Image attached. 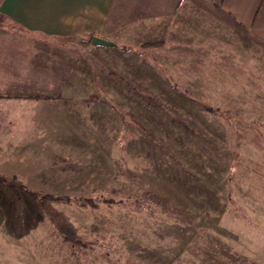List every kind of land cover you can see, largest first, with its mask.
<instances>
[{
  "label": "rangeland",
  "instance_id": "1",
  "mask_svg": "<svg viewBox=\"0 0 264 264\" xmlns=\"http://www.w3.org/2000/svg\"><path fill=\"white\" fill-rule=\"evenodd\" d=\"M98 29L54 43L52 96L6 97L0 264H264V72Z\"/></svg>",
  "mask_w": 264,
  "mask_h": 264
},
{
  "label": "crops",
  "instance_id": "2",
  "mask_svg": "<svg viewBox=\"0 0 264 264\" xmlns=\"http://www.w3.org/2000/svg\"><path fill=\"white\" fill-rule=\"evenodd\" d=\"M102 25L108 38L133 47L148 45L165 55L181 50L180 57L186 48L199 49L200 55L231 57L241 76L256 65L264 72V0H0V127L21 104L7 96L54 94V43L64 46L72 35ZM7 161L16 157L4 138L1 170Z\"/></svg>",
  "mask_w": 264,
  "mask_h": 264
},
{
  "label": "trees",
  "instance_id": "3",
  "mask_svg": "<svg viewBox=\"0 0 264 264\" xmlns=\"http://www.w3.org/2000/svg\"><path fill=\"white\" fill-rule=\"evenodd\" d=\"M114 46L119 48L115 44H114ZM120 49L130 50L131 48L130 47H120ZM46 203L47 202L44 201V204H46ZM47 210L50 211L52 219L54 220V222H56V224L59 228V231L63 235V237L66 238L67 240L75 241L76 240V234L74 232V229L68 224V222L61 215H58L52 208L47 207Z\"/></svg>",
  "mask_w": 264,
  "mask_h": 264
},
{
  "label": "water",
  "instance_id": "4",
  "mask_svg": "<svg viewBox=\"0 0 264 264\" xmlns=\"http://www.w3.org/2000/svg\"><path fill=\"white\" fill-rule=\"evenodd\" d=\"M92 44L95 45V46H103V47L112 46L111 42H108L106 40H103V39H100V38H97V37L92 39Z\"/></svg>",
  "mask_w": 264,
  "mask_h": 264
}]
</instances>
